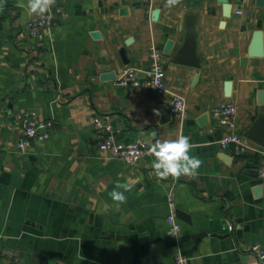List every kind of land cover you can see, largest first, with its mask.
Returning a JSON list of instances; mask_svg holds the SVG:
<instances>
[{
  "label": "crops",
  "instance_id": "obj_1",
  "mask_svg": "<svg viewBox=\"0 0 264 264\" xmlns=\"http://www.w3.org/2000/svg\"><path fill=\"white\" fill-rule=\"evenodd\" d=\"M258 2L182 0L168 9L165 0L151 7L143 0H56L50 11L61 13L41 40L29 35L31 17L17 0H0V264H175L178 253L191 264H260L251 247H264V148L248 139L243 153L223 150L212 114L233 103L239 131L264 138ZM187 43L199 68L173 61ZM152 45L170 91L186 100L183 116L167 112L168 96L115 86L126 66L149 67ZM25 112L55 129L20 155L17 115ZM95 113L126 142L150 145L153 132L161 140L189 136L203 161L198 175L160 180L151 154L132 165L103 154ZM117 181L133 184L119 208L108 196ZM171 192L181 212L178 238L166 220Z\"/></svg>",
  "mask_w": 264,
  "mask_h": 264
},
{
  "label": "built area",
  "instance_id": "obj_2",
  "mask_svg": "<svg viewBox=\"0 0 264 264\" xmlns=\"http://www.w3.org/2000/svg\"><path fill=\"white\" fill-rule=\"evenodd\" d=\"M149 7L153 6L155 0H143ZM61 11L52 10L46 16H33L26 25V29L32 37H39L43 40L47 30L58 19ZM119 88L145 89L158 97L168 96L171 113L175 116H183L187 109L184 98L173 94L167 81V72L162 61L161 53L156 46L152 45L149 50V67L140 70L135 66H126L121 75L114 82ZM213 117L218 126L223 130L219 146L223 150L234 153H243L251 146L248 139L239 131L238 108L233 103H224L214 107ZM17 121L22 126V136L15 143V152L24 155L35 142L48 140L54 129L55 123L52 120L38 118L34 112L19 113ZM92 124L96 130V144L100 152L107 154L110 158L132 165L140 162L150 154L148 151L149 141L139 138L135 141L126 142L117 137L113 124L106 118L97 113L92 117ZM262 161L258 168V176L264 180V149H262ZM169 213L166 218L170 234L178 238L182 228L177 216V205L174 193H169L167 197ZM252 253L258 258L260 264H264V247L261 244H254L251 247ZM175 264H191L189 258L181 253L175 257Z\"/></svg>",
  "mask_w": 264,
  "mask_h": 264
},
{
  "label": "clouds",
  "instance_id": "obj_3",
  "mask_svg": "<svg viewBox=\"0 0 264 264\" xmlns=\"http://www.w3.org/2000/svg\"><path fill=\"white\" fill-rule=\"evenodd\" d=\"M182 0H165V7L172 9L180 5ZM56 0H17L16 6L23 10L26 17L46 16ZM159 115V110H154ZM194 145L189 136L178 134L175 139H158L156 133H152V142L148 151L153 157L151 168L154 175L160 180L169 178L178 180L181 177H195L201 168L203 161L192 154ZM133 184L117 181L113 189L108 193L112 201V207L119 208L127 203L126 193L132 191Z\"/></svg>",
  "mask_w": 264,
  "mask_h": 264
},
{
  "label": "water",
  "instance_id": "obj_4",
  "mask_svg": "<svg viewBox=\"0 0 264 264\" xmlns=\"http://www.w3.org/2000/svg\"><path fill=\"white\" fill-rule=\"evenodd\" d=\"M221 1L225 2L226 0H221ZM261 3H263V4H261ZM258 4L264 5V0H259ZM229 8H230V6L227 5L226 12H225V15H227V16H229V14H230ZM258 36H260V35H258ZM170 46H171V43L168 44L167 50L170 48ZM257 53L259 54L258 56H262V57L264 56V53L262 54V52H257ZM173 61H174V63L183 64V65H187V66H191V67H196V68L200 67V63L195 58L193 44L192 45L190 44V47H189L188 43H187L184 46V48L179 50L178 54L174 57ZM125 64L128 65L129 63L127 62ZM103 77H106V76H103ZM170 111H171L170 108L167 106V112H170ZM245 136L247 139L258 143L260 146H262L264 148V138L261 137L257 132H255V130H249L245 134ZM180 213L181 212L177 211V216H178V214L180 215ZM43 262H44L43 264H63L61 262H58V261H55L52 259H48V258H45L43 260Z\"/></svg>",
  "mask_w": 264,
  "mask_h": 264
}]
</instances>
